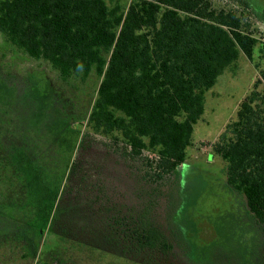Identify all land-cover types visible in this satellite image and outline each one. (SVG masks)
<instances>
[{"label": "trees", "instance_id": "obj_1", "mask_svg": "<svg viewBox=\"0 0 264 264\" xmlns=\"http://www.w3.org/2000/svg\"><path fill=\"white\" fill-rule=\"evenodd\" d=\"M0 34L62 85L30 77L33 88L5 85L13 95L0 103V224L32 239L34 256L53 237L68 241L61 222L68 205L58 200L80 133L73 123L85 121L89 133L123 144L131 157L152 154L148 166L168 174L185 161L205 93L240 54L251 59L256 43L239 16L212 0H131L124 11L106 0H0ZM91 75L99 83L80 120L66 89ZM214 152L264 239V94L242 100ZM128 218L111 217V233L168 247L160 232Z\"/></svg>", "mask_w": 264, "mask_h": 264}, {"label": "rangeland", "instance_id": "obj_2", "mask_svg": "<svg viewBox=\"0 0 264 264\" xmlns=\"http://www.w3.org/2000/svg\"><path fill=\"white\" fill-rule=\"evenodd\" d=\"M130 1L106 0L110 8L118 4L123 11ZM212 5L239 16L256 43L251 59L240 54L205 93L204 112L194 125L184 163L161 175L147 164L152 154L131 157L123 144L89 133L85 121L73 125L80 129L78 147L65 194L58 200L68 205L61 222L69 243L53 237L29 264H264V239L258 240L245 198L226 186V165L214 152L242 100L253 91L264 94V0H212ZM30 77L62 87L47 65L30 59L0 34V103L13 95L5 85L22 91ZM32 83L27 87L33 88ZM98 83L91 75L73 80V88L66 89L80 120L90 110ZM117 213L126 223L132 217L157 230L168 247L126 243L109 228ZM14 246L0 243V264H26L25 250Z\"/></svg>", "mask_w": 264, "mask_h": 264}, {"label": "flooded vegetation", "instance_id": "obj_3", "mask_svg": "<svg viewBox=\"0 0 264 264\" xmlns=\"http://www.w3.org/2000/svg\"><path fill=\"white\" fill-rule=\"evenodd\" d=\"M76 114L78 115V113L76 112ZM80 115V114H79ZM80 122L77 120L75 123H73V125H78ZM83 123V122H82ZM81 124V123H80ZM75 130H77V128H75ZM77 147H78V144H77ZM76 147V149H77ZM76 151V150H75ZM75 153V152H74ZM74 155V154H73ZM72 165H73V160H72V164H71V169H72ZM62 194H65V189L63 188L62 189ZM60 195V196H61ZM24 239H18L17 238V235L14 233L13 229H11V227L9 225H6V224H0V243H9L11 245L14 244L16 246L15 249L17 247L20 248V250L24 249L21 254L22 256L25 257L24 260H26V264H29V263H33V261L37 258L38 255L34 256V254L32 253V245H33V240L28 238L26 240ZM13 246V245H12ZM36 264H39V263H36Z\"/></svg>", "mask_w": 264, "mask_h": 264}]
</instances>
